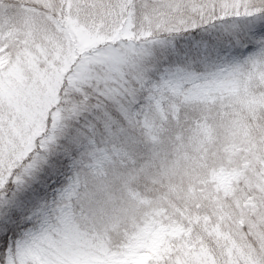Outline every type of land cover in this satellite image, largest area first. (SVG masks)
Here are the masks:
<instances>
[{"label": "snow or ice", "instance_id": "obj_1", "mask_svg": "<svg viewBox=\"0 0 264 264\" xmlns=\"http://www.w3.org/2000/svg\"><path fill=\"white\" fill-rule=\"evenodd\" d=\"M0 264H264V0H0Z\"/></svg>", "mask_w": 264, "mask_h": 264}]
</instances>
